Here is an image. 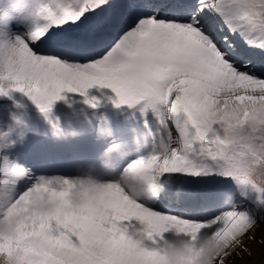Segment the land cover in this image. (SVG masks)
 Instances as JSON below:
<instances>
[{"label": "snow or ice", "instance_id": "1", "mask_svg": "<svg viewBox=\"0 0 264 264\" xmlns=\"http://www.w3.org/2000/svg\"><path fill=\"white\" fill-rule=\"evenodd\" d=\"M89 14L97 19L87 34L53 38ZM36 16L47 23L19 35L11 31L18 16L0 11V95L24 93L47 114L67 93L94 103L88 90L106 88L117 105L150 110L165 135L97 191L89 209L58 195L71 186L66 178H41L15 195L27 170L5 160L0 264H178L167 251L170 231L184 237L180 264L251 256L245 241L255 240L258 225L248 211L233 207L196 221L137 197L161 193L164 174L219 172L251 188L264 210V62L242 67L235 58L241 53L229 52L230 36L239 35L264 57V0H79L78 8L42 4ZM109 31L118 35L102 55L73 58ZM5 146L0 142V151Z\"/></svg>", "mask_w": 264, "mask_h": 264}, {"label": "rangeland", "instance_id": "2", "mask_svg": "<svg viewBox=\"0 0 264 264\" xmlns=\"http://www.w3.org/2000/svg\"><path fill=\"white\" fill-rule=\"evenodd\" d=\"M57 3H71L73 7H79V0H18L14 7L9 5L8 0H0V11L7 12L10 16L15 13L19 23L11 31L14 34L24 35L35 24L47 23L36 16L42 4L55 7ZM94 19L97 18L89 14L76 25L65 23L63 27L53 32V38L87 34L95 22ZM225 33H216L217 39L219 40ZM107 35L109 34L97 37L92 47L73 58L85 60L102 55L117 38L118 32L114 39L105 42L100 48V43L107 40L105 38ZM233 37L248 48L239 35ZM106 44L108 45L105 46ZM53 50L37 46V51ZM259 51H253L254 60L247 58L246 55L235 58L242 67H253V63L259 67L258 62H264ZM229 52L231 53L230 50ZM87 97L96 99L94 103H88L85 96L67 93L64 99L55 101L51 111L45 114L24 93L13 91L9 95H0V142L6 145L0 151V168L6 160L9 165H20L27 170V175L19 179L14 186L15 195H19L41 178H66L71 182V186H64L68 195L63 199L69 205H73L75 203L72 197L79 196L78 204L84 209H89L94 206L97 191L103 189L109 181L118 179L132 161L146 157L158 148L159 139L165 135V130L150 110L142 111L139 105L131 107L117 105L114 103V93L106 88H90ZM90 117L93 123L89 126L92 131L95 129L92 137L89 136V140L88 135L83 137L78 132L82 129V124ZM52 120L55 122L63 120L65 124L56 127V123H52ZM169 127H171V121H169ZM172 134L176 135L174 127ZM95 137L96 141L93 140ZM81 144L87 145L79 147ZM89 151L97 153L88 158L83 155H74ZM53 166L61 171L66 170L68 166H75L77 169L70 173L55 172L49 168ZM3 178V174L0 173V179ZM160 179L164 184L161 201L145 196L137 197L149 208L196 221L211 220L233 207L248 211L258 225L255 240L245 241L252 255L244 254L242 257H234L232 264H264V243L261 242L264 239V210L251 188L240 185L233 178L219 172L199 175L164 174ZM172 193L179 194L177 197L182 196L184 200L189 199L186 196L198 197L199 203L197 206L193 205L195 209L204 206L200 204L204 199L214 201L221 196V193L225 194L224 198L228 201L225 207L213 208L202 216L200 213L191 212L185 205L175 202ZM220 200L224 201V199ZM209 231L210 229L202 230L204 233ZM164 235L170 241L168 253H176L177 262L180 264L186 259V256L181 255L186 253L184 237L171 231Z\"/></svg>", "mask_w": 264, "mask_h": 264}, {"label": "trees", "instance_id": "3", "mask_svg": "<svg viewBox=\"0 0 264 264\" xmlns=\"http://www.w3.org/2000/svg\"><path fill=\"white\" fill-rule=\"evenodd\" d=\"M20 13V12H19ZM95 20V19H94ZM87 21L88 22H91L89 19H87ZM112 32L113 31H109L107 34H109L108 36H110V35H112ZM231 37H233V36H231ZM233 39H234V37H233ZM236 40L234 39L233 40V42H235ZM237 42V41H236ZM239 43V42H238ZM247 48V47H246ZM258 50H256V52H257ZM260 52V51H259ZM261 58H263L264 59V57H262L261 56ZM262 63V62H261ZM261 65V64H260ZM83 109H85V108H83ZM52 123H56L55 125H56V127H60V126H62V125H64L65 123H64V121L63 120H61V121H59V122H55V121H53L52 120ZM93 123V121L91 120V117H90V119L88 118L87 119V121H85L83 124H82V129L78 132L79 134H80V136H87L88 135V137L90 136V134L94 131V129H93V131H92V128H90L91 126H89L90 124H92ZM94 127V126H93ZM87 128V132H85V129ZM83 145L81 144V145H79V147H82ZM92 152L91 151H89V154H91ZM4 161V160H3ZM2 165V164H1ZM244 191V190H243ZM224 193H221V198L222 197H224ZM179 196V195H178ZM251 196V195H250ZM178 198V197H177Z\"/></svg>", "mask_w": 264, "mask_h": 264}, {"label": "clouds", "instance_id": "4", "mask_svg": "<svg viewBox=\"0 0 264 264\" xmlns=\"http://www.w3.org/2000/svg\"><path fill=\"white\" fill-rule=\"evenodd\" d=\"M58 195H59L61 198H64V197H66V196L68 195V193L65 191V192L58 193ZM137 195H139V194L137 193ZM72 200H73V203L78 204L79 201H80V198H79V196H73V197H72ZM66 202H67V201H66ZM171 254H172V253L169 252V258H170V259L172 258Z\"/></svg>", "mask_w": 264, "mask_h": 264}, {"label": "bare ground", "instance_id": "5", "mask_svg": "<svg viewBox=\"0 0 264 264\" xmlns=\"http://www.w3.org/2000/svg\"><path fill=\"white\" fill-rule=\"evenodd\" d=\"M256 54H257V53H256ZM172 195H173V198L176 199L177 196H178L179 194H173V193H172ZM165 206L169 207V205H167V204H165Z\"/></svg>", "mask_w": 264, "mask_h": 264}]
</instances>
